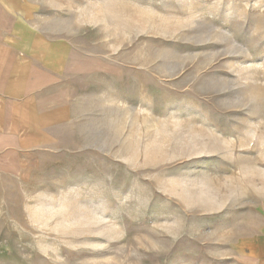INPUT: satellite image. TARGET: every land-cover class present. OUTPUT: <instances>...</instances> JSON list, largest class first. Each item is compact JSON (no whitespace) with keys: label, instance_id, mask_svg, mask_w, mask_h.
<instances>
[{"label":"rangeland","instance_id":"obj_1","mask_svg":"<svg viewBox=\"0 0 264 264\" xmlns=\"http://www.w3.org/2000/svg\"><path fill=\"white\" fill-rule=\"evenodd\" d=\"M67 2L68 105L0 159V264H229L264 223V0Z\"/></svg>","mask_w":264,"mask_h":264},{"label":"crops","instance_id":"obj_2","mask_svg":"<svg viewBox=\"0 0 264 264\" xmlns=\"http://www.w3.org/2000/svg\"><path fill=\"white\" fill-rule=\"evenodd\" d=\"M68 5L0 0V159L29 152L66 112L74 50L57 28ZM230 243L229 264H264V223Z\"/></svg>","mask_w":264,"mask_h":264}]
</instances>
